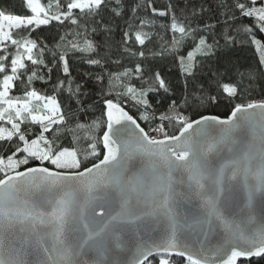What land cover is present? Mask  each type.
<instances>
[{"label": "snow or ice", "instance_id": "obj_1", "mask_svg": "<svg viewBox=\"0 0 264 264\" xmlns=\"http://www.w3.org/2000/svg\"><path fill=\"white\" fill-rule=\"evenodd\" d=\"M206 3L153 7V18L131 0L0 10V264H264V100L244 101L264 67L241 72L227 57L242 37L264 65V0ZM117 17L132 67L95 39ZM155 17L172 33L160 52ZM165 52L185 95L157 113L150 95L173 86L145 65ZM76 61L98 70L91 87ZM221 104L228 118L208 111Z\"/></svg>", "mask_w": 264, "mask_h": 264}, {"label": "trees", "instance_id": "obj_2", "mask_svg": "<svg viewBox=\"0 0 264 264\" xmlns=\"http://www.w3.org/2000/svg\"><path fill=\"white\" fill-rule=\"evenodd\" d=\"M46 6L51 3L52 11H56L55 0H41ZM66 0H60V3H65ZM125 4V10H127V4L129 0H123ZM133 7L137 4H142L141 9L138 10V14L140 16H146L147 18H153V14L151 13V8H156L159 10H167L168 6L173 3H181V4H189V3H198L204 2V0H131ZM227 2V0H225ZM221 3V0H207L205 7L215 6ZM0 10L5 11L7 14H17L23 17L31 16V13L26 8L25 0H0ZM175 11V9H173ZM221 20H223V11L220 12ZM157 19V24L154 28L151 29L153 33H156L154 36L155 44L152 46V50L156 52H160L161 49L165 47V45L170 47V39L172 33L170 31H165L160 27L161 24L167 25L170 23L168 18L155 17ZM111 17H105V21L110 20ZM125 19L131 20V13L129 17ZM125 19H120L117 17L113 23V32L112 34L105 38L102 36H96V40L107 39L108 43L106 45L105 51L109 53L111 56V60L115 61L117 59L123 61L124 65L127 67H132L136 62V58H128L127 54L124 53L123 48L121 47V33L125 27ZM207 23H215V19L209 16L206 19ZM55 23V22H54ZM202 27V25H201ZM148 31L149 29H145ZM37 31L42 32V41L47 44L49 48L55 47V45L59 42L58 40H52L53 36L57 35L56 31L50 29H38ZM17 30L13 29V33L15 34ZM63 29L59 30V35H63ZM264 42V41H262ZM136 47H139L138 45ZM187 50V49H185ZM228 62L240 70L241 72H246V70L255 71L260 67H264L259 63L260 61V52L256 49V47L251 44L247 40H243L242 37H237L236 45L227 53ZM213 64L216 63L214 60ZM72 67L73 76L81 83L85 84L86 81L87 87H91L92 84L95 83L94 79L89 80V77H94L96 72L98 71L96 68L82 62L76 61L75 63L70 65ZM145 67L154 70L155 72H159L166 80L167 83L172 85V89L170 93L164 94H155L150 95V99L152 100L154 106L157 109V113L167 111L168 105L172 100H176L178 103L182 100L183 95H185L183 89V77L180 73L178 64L173 60L172 56L168 55L167 52L162 56L149 57V62L145 65ZM208 67H205V74H207ZM109 71H118L119 69L115 64L108 65ZM88 73L89 76L86 77L84 74ZM62 78V77H61ZM245 83H248L245 80ZM39 86V85H37ZM254 100L260 101L264 100V77H259L252 82V85L249 89V94H247L244 98V101ZM230 106L226 104H221L219 107H213L208 111L211 114L220 116L221 118H228L230 115ZM200 112H204V109H199ZM134 116L136 115L135 109H131V113ZM194 119H198L199 117L195 114V112L191 113ZM142 126L148 130V126L144 124L142 121H138ZM158 121H153V125ZM169 134H178V129L175 126L168 127ZM255 260V259H254Z\"/></svg>", "mask_w": 264, "mask_h": 264}, {"label": "water", "instance_id": "obj_3", "mask_svg": "<svg viewBox=\"0 0 264 264\" xmlns=\"http://www.w3.org/2000/svg\"><path fill=\"white\" fill-rule=\"evenodd\" d=\"M224 155H226V153H224ZM130 258V257H129ZM253 259H255V258H253Z\"/></svg>", "mask_w": 264, "mask_h": 264}]
</instances>
